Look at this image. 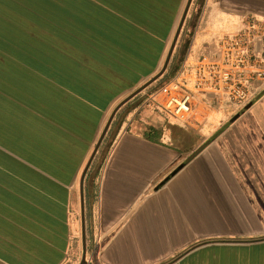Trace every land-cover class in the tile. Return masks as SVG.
<instances>
[{"label": "crops", "instance_id": "crops-1", "mask_svg": "<svg viewBox=\"0 0 264 264\" xmlns=\"http://www.w3.org/2000/svg\"><path fill=\"white\" fill-rule=\"evenodd\" d=\"M187 1L0 0V264H78L83 254L87 264H264V34L242 73L245 99L200 93L184 122L136 95L117 110L84 173L82 240L83 169L112 109L161 68ZM107 14L162 43L153 70L102 110L90 136L82 124L66 131L76 151L57 135L33 153L14 145L7 75L21 43L68 51L83 33L106 43ZM190 18L188 60L249 23L264 26V0H191L180 38Z\"/></svg>", "mask_w": 264, "mask_h": 264}, {"label": "trees", "instance_id": "trees-1", "mask_svg": "<svg viewBox=\"0 0 264 264\" xmlns=\"http://www.w3.org/2000/svg\"><path fill=\"white\" fill-rule=\"evenodd\" d=\"M101 24L110 30L107 36L111 40L106 43H96L85 33L73 35L84 41L73 42L68 51L64 42L21 43L22 57L11 60L12 72L7 75L8 98L17 100L6 105L7 130L14 145L33 153L49 148L50 140L57 135L63 137L58 144L64 147L65 142L76 151V137L66 141V131L69 133L72 127V134L77 135L82 124L90 136L102 110L153 70L162 48L156 37L110 14ZM192 26L190 18L183 31L185 38H190ZM52 48L57 49L53 56ZM51 146L55 149V144Z\"/></svg>", "mask_w": 264, "mask_h": 264}, {"label": "built area", "instance_id": "built-area-1", "mask_svg": "<svg viewBox=\"0 0 264 264\" xmlns=\"http://www.w3.org/2000/svg\"><path fill=\"white\" fill-rule=\"evenodd\" d=\"M256 34H264V26L249 23L236 33L223 35L211 53L190 60L183 57L173 75L146 94L142 104L184 122L200 93L245 99L248 81L242 73L256 57L253 47Z\"/></svg>", "mask_w": 264, "mask_h": 264}, {"label": "water", "instance_id": "water-1", "mask_svg": "<svg viewBox=\"0 0 264 264\" xmlns=\"http://www.w3.org/2000/svg\"><path fill=\"white\" fill-rule=\"evenodd\" d=\"M190 1L191 0H188L187 1V4H186V7H185V10L181 16V19L178 23V26H177V29L175 31V34H174V38L171 42V45L169 47V50L167 52V55L164 59V62L161 66V68L159 69V71L153 75L152 77H150L146 82H144L142 85H140L137 89H135L134 91H132L128 96H126L124 99H122L111 111L106 123H105V126L96 142V144L94 145V148L92 150V153L83 169V172L81 174V177H80V217H81V225H82V240L84 242V231H83V227H84V202H83V192H82V181H83V177H84V173L89 165V163L91 162L95 152L97 151L108 127H109V124L111 122V120L113 119L115 113L117 112V110L122 106L124 105L127 101H129L131 98H133L135 95H137L140 91H142L145 87H147L149 84H151L153 81L157 80L166 70L167 66H168V63H169V60H170V57H171V54H172V51H173V48L175 46V42H176V39L178 37V34H179V31L181 29V26H182V23L184 21V18L186 16V13H187V10H188V6L190 4ZM79 264H86V259H85V254H83L82 258H81V261Z\"/></svg>", "mask_w": 264, "mask_h": 264}, {"label": "rangeland", "instance_id": "rangeland-1", "mask_svg": "<svg viewBox=\"0 0 264 264\" xmlns=\"http://www.w3.org/2000/svg\"><path fill=\"white\" fill-rule=\"evenodd\" d=\"M179 36L176 39L175 46L173 48V51H172L168 66H167L164 74L162 75V78H159L156 82H153L150 86H148V88L143 91L144 95L141 94L143 96H141L140 94L136 95L135 96L136 97L135 99H137V100H135L136 104L142 103V101H143V99H144L146 94H148V93L154 91L155 89H157L161 84H163L165 82V79L168 80L173 75V73L176 70V68L178 67L181 59L183 58V55H184V53L186 51V48L188 47L189 40H190L189 37L185 38L182 35V38H180ZM164 59H165V57H163L161 59L160 64L163 62ZM120 99H122V98L117 99L116 101H114V103L112 105H110V107L105 112V119H107V117H108L112 107L114 106L115 102H117ZM132 105H134V103ZM127 109H129V106H126V108L122 111V113L125 114L127 112L126 111ZM105 122H106V120H105ZM103 152L104 151L102 150L101 151V155H102ZM86 264H87V259H86Z\"/></svg>", "mask_w": 264, "mask_h": 264}]
</instances>
